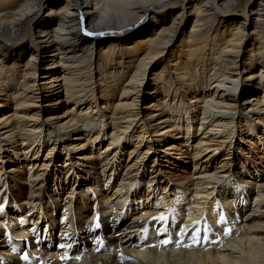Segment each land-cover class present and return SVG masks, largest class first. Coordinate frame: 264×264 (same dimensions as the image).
<instances>
[{
	"label": "bare ground",
	"instance_id": "bare-ground-1",
	"mask_svg": "<svg viewBox=\"0 0 264 264\" xmlns=\"http://www.w3.org/2000/svg\"><path fill=\"white\" fill-rule=\"evenodd\" d=\"M2 189L0 264H264V0H0Z\"/></svg>",
	"mask_w": 264,
	"mask_h": 264
},
{
	"label": "rangeland",
	"instance_id": "rangeland-1",
	"mask_svg": "<svg viewBox=\"0 0 264 264\" xmlns=\"http://www.w3.org/2000/svg\"><path fill=\"white\" fill-rule=\"evenodd\" d=\"M193 128H194V130H198V128H199V123H197L196 121H195V123H194V125H193ZM169 141H172V140H169ZM169 143V142H168ZM165 144H167V143H165ZM107 145V141L103 144V146H102V148L104 147V146H106ZM78 153H82L81 151L80 152H78ZM191 172H192V168L190 167V169H188L187 171H186V173H188L189 175L191 174ZM25 184V183H24ZM228 189V191H229V188H227ZM0 192H3V189L0 191ZM12 192V191H11ZM4 193V192H3ZM236 193H239V195H236V197H237V199L240 201V202H242L243 201V199H244V193L242 192H235V194ZM65 194V193H64ZM233 194H234V191H233ZM240 194H241V196H240ZM11 196H13V197H15V196H20V193H17V189H14V191L12 192V194H11ZM153 199H155V198H153V196H151V198H150V202H154V200ZM160 199V198H159ZM162 199V201H164V198H161ZM87 207H89V208H85L83 211H82V213L84 214V215H86V213L88 212V211H91L92 209H94V210H98L99 209V206L98 205H90V206H87ZM19 210V209H18ZM106 212H107V210H106ZM19 213H22V211L21 212H19ZM169 213L168 212H165L163 215H160L159 216V218H160V220L158 221V223L157 224H160V225H163V229H164V231L163 232H161L162 233V235H165L166 237L164 238L163 237V239H160V241H163L164 240V244H165V241L167 240V237H168V241L171 239V240H175L176 242H178L179 243V246H180V243H181V246L182 247H185V246H193L194 244H196L197 242H198V240L199 239H201V238H205V233H206V229L207 228H213V226L210 224V223H208V221L206 222V226H204V225H202V224H188L187 226H182V229L178 232V236H177V233H175V231L173 232V229H171L170 230V234H168L167 233V227H168V225H169V222H168V218H169ZM63 215H62V210L60 211V214L58 215V218H60L61 219V217H62ZM161 217H164V219H161ZM85 218L86 217H82V218H80V221L81 222H85ZM153 218H155V217H153ZM146 219V218H145ZM22 220L25 222V223H22V226H21V228L20 229H15L14 230V235L15 234H18V235H22V234H26V233H31L32 232V230L34 229V228H30V229H27L26 228V226H27V217H24V218H22ZM62 221H65V219H61V221H60V224H62ZM166 223H167V227H165V225H166ZM226 222H225V220H223V221H221V223L219 224V222L217 223V225H219V227L222 225V224H225ZM56 224V226L58 227V229H61V226L59 227V224L56 222L55 223ZM152 224H155V221H150V228L152 227L151 225ZM182 224V223H181ZM181 224H179V226H177V231H178V228H180V226H181ZM0 225H1V223H0ZM184 225V224H183ZM190 225V226H189ZM40 227L42 226L41 224L39 225ZM1 227V226H0ZM63 227H65V226H63ZM162 226H160L159 227V229L161 228ZM217 227V226H216ZM218 227V228H219ZM22 230V231H21ZM188 230V231H187ZM19 231H21V232H19ZM37 231V229H35V232ZM58 231V230H57ZM216 231V229H214V232ZM17 232H19V233H17ZM225 233H227L226 231H225ZM204 236V237H200V236ZM182 236V237H181ZM177 237H178V239H177ZM196 237H198V240L196 241ZM10 238H12V237H10ZM149 239V241H154V237H147V236H145L144 237V239ZM0 239H1V232H0ZM204 240V239H203ZM155 241H157V240H155ZM175 241H174V246L176 247V248H180L178 245H175ZM180 241V242H179ZM177 243V244H178ZM166 245H168L170 248H171V245H170V243L168 242V243H166ZM179 250V249H178ZM168 254V253H167ZM16 256H18V255H16ZM168 257L166 256V258H165V262H164V264H168L169 262H168Z\"/></svg>",
	"mask_w": 264,
	"mask_h": 264
},
{
	"label": "snow or ice",
	"instance_id": "snow-or-ice-1",
	"mask_svg": "<svg viewBox=\"0 0 264 264\" xmlns=\"http://www.w3.org/2000/svg\"><path fill=\"white\" fill-rule=\"evenodd\" d=\"M161 219H164V217H161ZM165 243H168V241H165Z\"/></svg>",
	"mask_w": 264,
	"mask_h": 264
}]
</instances>
